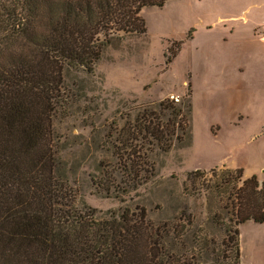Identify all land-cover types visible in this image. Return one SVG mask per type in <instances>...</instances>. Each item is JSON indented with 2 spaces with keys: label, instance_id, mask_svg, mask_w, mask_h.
Here are the masks:
<instances>
[{
  "label": "trees",
  "instance_id": "1",
  "mask_svg": "<svg viewBox=\"0 0 264 264\" xmlns=\"http://www.w3.org/2000/svg\"><path fill=\"white\" fill-rule=\"evenodd\" d=\"M170 1L0 0V264H241L239 226L264 224L256 175L190 171L183 193L203 201L207 221H152L138 206L78 207L61 158L56 119L87 110L68 74L92 75L106 48L145 35L142 10ZM191 121L190 94L113 119L97 146L112 161L90 174L96 192L125 203L154 176L153 154L190 145Z\"/></svg>",
  "mask_w": 264,
  "mask_h": 264
},
{
  "label": "rangeland",
  "instance_id": "2",
  "mask_svg": "<svg viewBox=\"0 0 264 264\" xmlns=\"http://www.w3.org/2000/svg\"><path fill=\"white\" fill-rule=\"evenodd\" d=\"M140 16L145 35L106 48L92 75L68 74L69 84L81 81L87 109L55 121L69 185L80 208L138 206L152 221L192 214L203 224V201L183 193L188 172L242 169L244 178L264 180V0H173ZM187 94L190 145L153 154L154 176L125 203L98 194L90 174L102 159L112 161L97 148L107 125ZM239 244L241 264H264V224L239 226Z\"/></svg>",
  "mask_w": 264,
  "mask_h": 264
},
{
  "label": "built area",
  "instance_id": "3",
  "mask_svg": "<svg viewBox=\"0 0 264 264\" xmlns=\"http://www.w3.org/2000/svg\"><path fill=\"white\" fill-rule=\"evenodd\" d=\"M171 99H173L174 101L178 102V100L176 98L171 97Z\"/></svg>",
  "mask_w": 264,
  "mask_h": 264
},
{
  "label": "crops",
  "instance_id": "4",
  "mask_svg": "<svg viewBox=\"0 0 264 264\" xmlns=\"http://www.w3.org/2000/svg\"><path fill=\"white\" fill-rule=\"evenodd\" d=\"M263 41H264V39H263Z\"/></svg>",
  "mask_w": 264,
  "mask_h": 264
}]
</instances>
